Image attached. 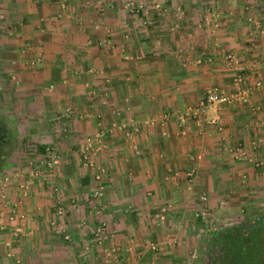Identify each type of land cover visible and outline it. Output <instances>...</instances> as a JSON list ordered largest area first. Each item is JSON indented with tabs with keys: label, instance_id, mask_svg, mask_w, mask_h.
I'll use <instances>...</instances> for the list:
<instances>
[{
	"label": "crops",
	"instance_id": "obj_1",
	"mask_svg": "<svg viewBox=\"0 0 264 264\" xmlns=\"http://www.w3.org/2000/svg\"><path fill=\"white\" fill-rule=\"evenodd\" d=\"M214 1L210 12L192 7L195 17L187 9L189 19L170 1L168 14L153 13L142 25L134 18L116 20L110 7L99 17L89 8L79 13L73 2L66 4L67 14L56 0L51 8L50 0H0V43L10 49L9 40L18 38L8 71L38 119V139H50L47 124L56 119L55 106H64L71 115L65 117L66 135L74 144L65 143L55 166L61 173L49 183L30 179L25 170L11 178V201L16 183H31L24 196L18 193L20 215L39 210L44 220L55 206L48 186L58 182L60 203L68 207L60 225L66 227L65 219L78 211L85 222L103 220L113 232L104 245L115 247L121 264H220L215 233L264 230V30L253 22L264 28V0ZM227 51L238 68L226 63ZM212 84L226 92L245 89V100L222 106L220 128L206 119L181 121V110ZM129 117L136 129L126 134L119 124ZM97 121L105 128L96 165L103 180L98 199L104 202L93 203V211L90 195L98 183L78 165L75 143L93 133ZM239 147L246 152L240 157ZM159 207L165 208L162 220ZM202 207L201 220L194 213Z\"/></svg>",
	"mask_w": 264,
	"mask_h": 264
},
{
	"label": "rangeland",
	"instance_id": "obj_2",
	"mask_svg": "<svg viewBox=\"0 0 264 264\" xmlns=\"http://www.w3.org/2000/svg\"><path fill=\"white\" fill-rule=\"evenodd\" d=\"M56 1H59V8L61 10H66L65 12L67 14L68 7L66 4L72 2L75 6L80 7L79 13L85 11L84 8H89V14L91 16L101 17L100 15H103L105 13L106 8L110 7L113 10V17L116 20L119 19L126 22V20L130 21L134 18L138 20L142 25H147L149 23V21L152 19L153 13L158 12L160 13L159 15L168 14L169 10H167V5L170 3V1L176 3V5L179 7L177 9H174V11H181L183 14H185L184 17H187V19H189L190 17L189 12L193 11L192 7H195L197 11L201 10V12L203 13L204 11L210 12V8H213V4L214 7L216 6V1L214 0ZM49 3L51 8V3H53V0H50ZM197 5L200 6L199 9L196 7ZM187 9L189 11L188 13L186 12ZM197 11L195 10L193 11L194 13L192 12L193 17L196 16ZM1 29L2 28L0 26V41L4 38V33L1 31ZM14 39L16 40L13 42L15 44H18V38ZM14 43H10L9 40V45H11L10 49L6 44L5 46L1 45L0 43V119L7 125H10V132L13 136L10 152L6 156V159L3 161V163L0 165V183H12L11 178L16 180L15 177L17 175H21L22 172L26 170V164L29 159L36 160L38 159V157L40 159L41 155L44 154V147L46 145H52L57 148L59 159H61L62 155L60 151L64 149L65 143L70 141V137L67 136L68 134L66 135L69 124L66 123L67 121H65V117L63 116V113L66 111V118H69L70 109L64 106H55L56 119L49 125L47 124L50 130V139H48V137H44L43 140L42 138L38 139V135L36 132L37 128L34 126L35 123L33 122V120L38 119H36V117L34 119V116H32L34 112L33 110H28L25 108V100L19 93L20 89L18 87L17 78L14 75L11 76L8 71V69L13 65L11 60H15L14 56H12V50L17 45H13ZM8 49L10 50L9 52H11L10 54L7 53ZM48 86L49 88L52 87V85L49 84ZM41 93V95L44 96L50 94L48 91ZM50 109L51 106L47 109V111ZM40 116L41 115H39V117L37 118H40ZM98 125L99 122L97 121V127L95 131L93 133L87 134L86 137L83 136V138L78 141L76 140L78 144L75 143V145H77L76 149L78 151V165L81 164L83 167L87 168L89 173L91 171L93 183H98L92 186V188L97 189L99 192L97 196L92 197V205H94L93 203L95 202L97 204H99L100 202H104V198L98 199V197H101L100 195L102 194V185H99V183L103 182V180L100 179V170L96 168V165H98L97 156L101 147L99 141H96L94 139L95 134L99 129ZM101 127L104 128L103 126ZM88 137H90V140L87 141ZM43 142H45L43 144L45 146L42 147V151L39 148V144ZM86 143H90L91 147L95 149L94 155L92 156L93 161L91 159V165H85L83 163L84 158H81L80 146ZM70 146H74L72 141ZM40 173V178L43 177L42 179H40V181L49 183L48 180L50 179V176H56L58 175L57 173L61 172L54 168L53 170L49 171H47L46 169H40ZM63 182L64 181H61L60 183ZM8 185L9 184L2 187L0 184V225L2 226L0 227V264H102L103 260L106 257L104 254L105 250L102 249L105 241L103 243L97 244L98 250H96L94 246L90 245V241H94L93 229L94 225L97 224L98 221L95 220L92 221V223L85 222L86 220L84 217H81L80 211H78L77 214L72 212L70 213L68 219H65L66 227H63L60 225L59 217L68 212V207L66 205L63 206L64 210H62V212L58 214L55 212L54 206L52 212L48 211V214L44 213V220L39 219V210H36L37 212H33V214H28L25 216L24 214L20 215L22 211H18L16 206L18 205L17 201L19 191L16 190L17 188L14 189L16 190V192L12 194H14L13 198H16V200L11 201V193L9 197L6 196L8 194ZM29 191H31V189H29ZM29 196H31V199L34 198L33 201L35 202V204L39 205V199H35L36 197H33V195ZM73 201L76 208L78 203L77 199L74 198ZM95 206L96 205L92 206L93 211L96 209ZM78 214L80 215L77 216ZM27 221H29L28 224H26ZM17 225H24V228L22 229L21 234L14 236L11 232ZM105 230L108 231L106 229V224ZM108 233H112V236H108L106 240L113 237L112 231H108ZM6 241L8 242L7 244L5 243ZM76 241H78V243ZM110 259H112V257Z\"/></svg>",
	"mask_w": 264,
	"mask_h": 264
},
{
	"label": "built area",
	"instance_id": "obj_3",
	"mask_svg": "<svg viewBox=\"0 0 264 264\" xmlns=\"http://www.w3.org/2000/svg\"><path fill=\"white\" fill-rule=\"evenodd\" d=\"M248 19H251L249 17ZM253 22L256 25V28L259 32H263L264 28L260 25V20L254 19ZM224 58L226 60V63L234 68H238L234 66L236 64L234 54L231 51H227L224 54ZM240 75L236 74L234 76V80H240ZM261 81L259 79L254 80V85L259 86ZM247 94V90L238 88L235 91L232 92H226L221 86L217 84H212L205 90L203 96L199 98V100L194 105H187L184 109L181 110V112L177 115V117L184 121L186 118L193 119L196 122H199L201 119H206V122L216 126L217 128L221 127L222 119L220 115V111L222 109L223 105H227L228 103L232 102L234 99H241L245 100ZM64 117H67V112L65 111L63 113ZM152 122V121H151ZM119 127L125 130L126 134L129 133L130 129H136V120L133 118H127L120 122ZM105 128L99 127L98 131L95 134L94 139L96 141H99L101 145L103 143L101 142V138L103 137L105 133ZM90 140V137L87 138V141ZM254 142L252 143V145ZM254 146V145H253ZM94 148L91 147L90 143H86L84 145L80 146V152H81V158H84V164L91 165V159L94 155ZM237 151L239 152V157L246 154L245 150L241 147L237 148ZM87 156V157H86ZM249 161H254L255 158L253 157H246ZM258 160V159H257ZM59 153L57 151V148L54 146L46 145L44 147V154L41 155L40 159H29L26 164V173L30 179H36L39 180V177L41 175L39 170V165L43 166L47 171L53 170L55 166L59 163ZM93 161V159H92ZM189 172L188 174H190ZM43 178V177H41ZM2 187L6 186L9 183H0ZM28 184L31 185V183H16L19 193L21 196H24L26 194V190L28 187ZM49 191L53 194L54 200H55V212L61 213L63 208V204L60 203L61 200V192H60V184L57 182L50 183L48 186ZM99 194L97 189H93L91 192V197H95ZM3 196V194H2ZM199 198L204 201L205 195L201 194ZM164 207H159L156 216L157 219L162 220L164 218ZM194 215L196 217H199L201 220L206 217V209L204 207L200 208L199 210L195 211ZM24 227L22 225H17L13 228V231L11 232L12 235L17 236L18 234L22 233V229ZM93 235H94V241L93 243H103L106 241L108 236H111L112 233H108V231L105 230V222L103 220H100L97 224L94 225L93 229ZM8 243L7 241L5 242ZM149 247L154 249L155 245L152 242H149ZM103 250H105V259L104 264H121L119 260L115 257V247L110 245H104ZM112 259H110L111 257Z\"/></svg>",
	"mask_w": 264,
	"mask_h": 264
},
{
	"label": "trees",
	"instance_id": "obj_4",
	"mask_svg": "<svg viewBox=\"0 0 264 264\" xmlns=\"http://www.w3.org/2000/svg\"><path fill=\"white\" fill-rule=\"evenodd\" d=\"M40 150L43 151V148ZM214 236V240L218 239L222 248L223 258L220 264H264L263 229H251L246 233L233 229L215 233Z\"/></svg>",
	"mask_w": 264,
	"mask_h": 264
},
{
	"label": "flooded vegetation",
	"instance_id": "obj_5",
	"mask_svg": "<svg viewBox=\"0 0 264 264\" xmlns=\"http://www.w3.org/2000/svg\"><path fill=\"white\" fill-rule=\"evenodd\" d=\"M11 127L0 119V165L6 159V156L10 152L12 143Z\"/></svg>",
	"mask_w": 264,
	"mask_h": 264
}]
</instances>
